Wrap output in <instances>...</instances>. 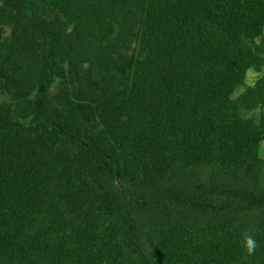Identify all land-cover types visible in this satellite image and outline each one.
I'll list each match as a JSON object with an SVG mask.
<instances>
[{
	"label": "trees",
	"instance_id": "trees-1",
	"mask_svg": "<svg viewBox=\"0 0 264 264\" xmlns=\"http://www.w3.org/2000/svg\"><path fill=\"white\" fill-rule=\"evenodd\" d=\"M263 145L264 0H0V264H264Z\"/></svg>",
	"mask_w": 264,
	"mask_h": 264
},
{
	"label": "clouds",
	"instance_id": "clouds-1",
	"mask_svg": "<svg viewBox=\"0 0 264 264\" xmlns=\"http://www.w3.org/2000/svg\"><path fill=\"white\" fill-rule=\"evenodd\" d=\"M243 246L246 250L247 255L251 256L255 253L257 244L255 238L250 233L244 235Z\"/></svg>",
	"mask_w": 264,
	"mask_h": 264
},
{
	"label": "rangeland",
	"instance_id": "rangeland-1",
	"mask_svg": "<svg viewBox=\"0 0 264 264\" xmlns=\"http://www.w3.org/2000/svg\"><path fill=\"white\" fill-rule=\"evenodd\" d=\"M257 75L255 73H253L252 71L249 72V82H253L256 79ZM241 90H239L238 92H240ZM262 152L264 153V145L262 148Z\"/></svg>",
	"mask_w": 264,
	"mask_h": 264
}]
</instances>
